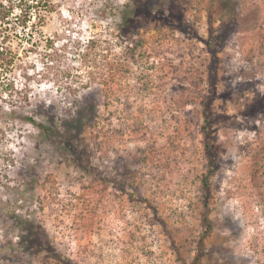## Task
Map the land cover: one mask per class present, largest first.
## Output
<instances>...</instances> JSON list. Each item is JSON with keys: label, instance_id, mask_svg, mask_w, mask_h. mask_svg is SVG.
<instances>
[{"label": "rangeland", "instance_id": "rangeland-1", "mask_svg": "<svg viewBox=\"0 0 264 264\" xmlns=\"http://www.w3.org/2000/svg\"><path fill=\"white\" fill-rule=\"evenodd\" d=\"M125 1L51 0L42 20L32 10L25 29L15 8L18 32L0 35L13 52L11 64L2 61L10 53L0 56V246L17 248L18 215L77 264L190 263L206 228L209 177L212 229L201 264H264V0H237L240 15L218 48L213 174L202 107L210 0L161 5L196 34L150 13L138 17L137 32L123 34ZM212 17L220 33L216 6ZM86 92L99 108L83 130L81 164L20 115L43 102L66 115ZM20 262L61 264L35 248L0 260Z\"/></svg>", "mask_w": 264, "mask_h": 264}, {"label": "trees", "instance_id": "trees-1", "mask_svg": "<svg viewBox=\"0 0 264 264\" xmlns=\"http://www.w3.org/2000/svg\"><path fill=\"white\" fill-rule=\"evenodd\" d=\"M164 4V0H126L121 11V24L120 30L123 34L137 32L139 29L138 17L140 15L151 14L154 18L159 21L165 22L168 25L173 26L184 32H192L191 28L186 24L183 15L175 13L173 10H169ZM217 7V12L222 17V32H216V28L213 22L214 7ZM237 0H210L208 7V15L210 22V36L204 42L208 47L211 54L210 62V93L205 96L202 107L204 116V135H205V151L209 158L210 174L215 172L218 161L216 157V150L213 145V139L215 134V123L216 116L213 110V103L217 96V85H218V65H219V53L218 48L225 44L226 33L230 30L225 29L226 24H236L237 17L240 15L238 12ZM51 0H19L17 4H10L6 6L0 5V35L4 36L3 40L10 38V30L17 33L18 29L13 24L12 14L16 9L20 8V16L18 21L25 29L28 21L32 20V10H37V16L39 20L43 19L41 9L50 10ZM4 9V10H3ZM13 20V21H12ZM4 30L6 33H3ZM191 30V31H190ZM5 41L0 40V56L10 53L8 58H2V61H6L7 64H11L13 58V52L10 48L4 47L2 43ZM0 58V59H1ZM99 108V102L96 98L95 93L86 92L82 93L79 99H75L66 115L61 114L59 109L52 103H39L35 105L34 109L30 113H23L20 118L24 121L33 123L38 129L41 135H43L49 144L56 149H63L67 152L74 154L81 164H85L84 155L86 153V145L84 144L83 130L86 126L91 125L97 118V112ZM88 172H95V168L82 165ZM102 180H107L106 177H101L97 172L95 173ZM204 188L206 189V201H205V217L204 222L206 228L203 235L200 237L198 242V249L194 259L190 263L184 264H201L206 254V238L210 235L212 224L209 217V192H210V181L209 177L204 179ZM118 187L123 188L122 185L117 184ZM15 222L13 226L17 229V237L19 241L14 243L17 248H11L7 244L0 246V260L14 261L19 260L24 255L25 251L35 248L39 251H47L49 255L55 258L61 264H77L72 259L64 256L60 251L57 250L51 240L44 239L43 229L37 225L34 221L24 218L23 216L15 215ZM12 241L7 240L6 243L11 244ZM22 264V262H20Z\"/></svg>", "mask_w": 264, "mask_h": 264}]
</instances>
